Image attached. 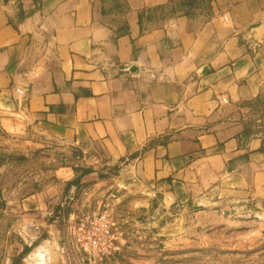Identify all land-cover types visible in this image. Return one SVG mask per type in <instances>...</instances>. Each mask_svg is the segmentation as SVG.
Segmentation results:
<instances>
[{
    "label": "crops",
    "instance_id": "crops-1",
    "mask_svg": "<svg viewBox=\"0 0 264 264\" xmlns=\"http://www.w3.org/2000/svg\"><path fill=\"white\" fill-rule=\"evenodd\" d=\"M177 1L0 0V119L47 166L21 214L58 231L102 184L205 224L264 210V0Z\"/></svg>",
    "mask_w": 264,
    "mask_h": 264
},
{
    "label": "rangeland",
    "instance_id": "rangeland-1",
    "mask_svg": "<svg viewBox=\"0 0 264 264\" xmlns=\"http://www.w3.org/2000/svg\"><path fill=\"white\" fill-rule=\"evenodd\" d=\"M23 136L5 129L0 119V264H13L25 247L31 250L17 264H91L68 245L63 214H58L61 228L52 232L44 215L16 210L20 199L36 193L46 179L44 155L27 151ZM125 191L102 184L77 190L71 201L80 214L110 213L122 246L111 264H264L262 208L252 217L205 224L197 210L135 200Z\"/></svg>",
    "mask_w": 264,
    "mask_h": 264
},
{
    "label": "built area",
    "instance_id": "built-area-1",
    "mask_svg": "<svg viewBox=\"0 0 264 264\" xmlns=\"http://www.w3.org/2000/svg\"><path fill=\"white\" fill-rule=\"evenodd\" d=\"M61 210L67 243L84 254L91 264H111L121 251V242L113 231L114 223L108 211L80 214L72 204Z\"/></svg>",
    "mask_w": 264,
    "mask_h": 264
},
{
    "label": "trees",
    "instance_id": "trees-1",
    "mask_svg": "<svg viewBox=\"0 0 264 264\" xmlns=\"http://www.w3.org/2000/svg\"><path fill=\"white\" fill-rule=\"evenodd\" d=\"M211 0H202L200 3L195 2L194 0H178L173 5V11H182L186 14H191L193 11L203 7L206 3L210 2ZM161 10H164L165 7L160 8ZM29 247H25L22 251L20 257L14 261L13 264H17L19 259H21L24 255L30 252Z\"/></svg>",
    "mask_w": 264,
    "mask_h": 264
},
{
    "label": "water",
    "instance_id": "water-1",
    "mask_svg": "<svg viewBox=\"0 0 264 264\" xmlns=\"http://www.w3.org/2000/svg\"><path fill=\"white\" fill-rule=\"evenodd\" d=\"M73 196H74V193H71V195H69L67 202H66L67 206L73 200V198H74ZM3 206H4V204H3V201H2L1 196H0V208H2Z\"/></svg>",
    "mask_w": 264,
    "mask_h": 264
}]
</instances>
